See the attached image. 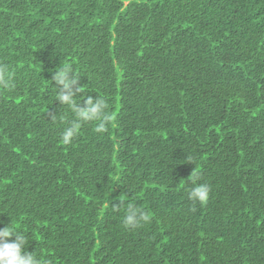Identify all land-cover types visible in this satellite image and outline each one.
<instances>
[{"label": "trees", "instance_id": "obj_1", "mask_svg": "<svg viewBox=\"0 0 264 264\" xmlns=\"http://www.w3.org/2000/svg\"><path fill=\"white\" fill-rule=\"evenodd\" d=\"M0 64L15 84L0 89V228L25 232V251L264 264V0H0ZM63 64L115 115L69 145L50 116L68 111L53 99ZM191 171L204 204L187 198ZM129 203L150 222L125 228Z\"/></svg>", "mask_w": 264, "mask_h": 264}, {"label": "clouds", "instance_id": "obj_2", "mask_svg": "<svg viewBox=\"0 0 264 264\" xmlns=\"http://www.w3.org/2000/svg\"><path fill=\"white\" fill-rule=\"evenodd\" d=\"M14 73L7 64H0V89L11 90L15 87L13 82ZM80 75L70 64H63L56 68L52 75L55 82L56 94L54 100L67 108L63 115L50 114L51 121L59 120L65 124L61 134L60 142L69 145L78 136L84 124L95 122L94 131L105 133L109 125H114L115 115L110 111L107 99L97 94L96 97L87 95L86 85L79 83ZM78 94H83L78 96ZM79 98V99H77ZM82 101V102H81ZM69 114L71 119H69ZM191 162V160H189ZM198 172L191 171L189 182L192 187L187 192V198L193 205L204 204L207 201L210 187L206 183H199ZM121 201V200H120ZM120 204H112L114 210H118ZM151 213L143 208L129 203L125 210L123 226L127 229H136L149 223ZM14 237V239H10ZM28 235L9 223L0 228V264H47L34 252L25 251L28 243Z\"/></svg>", "mask_w": 264, "mask_h": 264}]
</instances>
